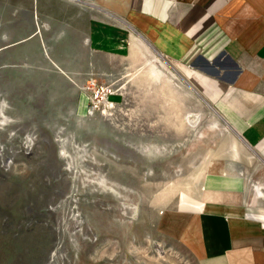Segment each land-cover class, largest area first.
<instances>
[{
	"label": "rangeland",
	"instance_id": "374dc122",
	"mask_svg": "<svg viewBox=\"0 0 264 264\" xmlns=\"http://www.w3.org/2000/svg\"><path fill=\"white\" fill-rule=\"evenodd\" d=\"M64 9L0 0V264H205V173L252 183L264 168L155 46L131 37L117 59L87 54L82 32L49 23ZM87 60L112 78L82 81ZM92 83L114 93L88 115Z\"/></svg>",
	"mask_w": 264,
	"mask_h": 264
},
{
	"label": "crops",
	"instance_id": "0c3cea01",
	"mask_svg": "<svg viewBox=\"0 0 264 264\" xmlns=\"http://www.w3.org/2000/svg\"><path fill=\"white\" fill-rule=\"evenodd\" d=\"M98 2L111 7L105 10ZM55 4L65 9L49 23L59 24L70 37L82 32L87 54L117 59L124 40L128 43L131 37L136 46L146 40L155 46L175 63L187 85L216 108L264 168V0H95L93 4L55 0ZM118 4L125 6L121 14ZM99 63L87 60L78 77L112 78V65ZM86 110L78 105V113ZM202 185L205 192L222 195L220 201L206 200L197 214L202 261L264 264V176L250 183L241 173L206 172Z\"/></svg>",
	"mask_w": 264,
	"mask_h": 264
},
{
	"label": "built area",
	"instance_id": "2783aa9c",
	"mask_svg": "<svg viewBox=\"0 0 264 264\" xmlns=\"http://www.w3.org/2000/svg\"><path fill=\"white\" fill-rule=\"evenodd\" d=\"M86 90L89 95V105L87 114L92 115L93 113H96L101 109V107L106 106L110 104V102H107L108 96L114 93V86L113 85H107L105 87H97L95 83H92L88 87H86Z\"/></svg>",
	"mask_w": 264,
	"mask_h": 264
},
{
	"label": "bare ground",
	"instance_id": "6f19581e",
	"mask_svg": "<svg viewBox=\"0 0 264 264\" xmlns=\"http://www.w3.org/2000/svg\"><path fill=\"white\" fill-rule=\"evenodd\" d=\"M211 107V106H209ZM212 108V107H211ZM215 111V110H214ZM216 112V111H215ZM217 113V112H216ZM218 114V113H217ZM219 115V114H218ZM220 117V116H219ZM222 167V162H212L210 170H219ZM204 198L206 200H219L222 198L221 194L219 193H211V192H205Z\"/></svg>",
	"mask_w": 264,
	"mask_h": 264
}]
</instances>
